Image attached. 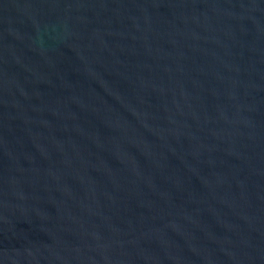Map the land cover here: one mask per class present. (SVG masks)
I'll return each instance as SVG.
<instances>
[{"label":"water","instance_id":"obj_1","mask_svg":"<svg viewBox=\"0 0 264 264\" xmlns=\"http://www.w3.org/2000/svg\"><path fill=\"white\" fill-rule=\"evenodd\" d=\"M0 264H264V0H0Z\"/></svg>","mask_w":264,"mask_h":264}]
</instances>
